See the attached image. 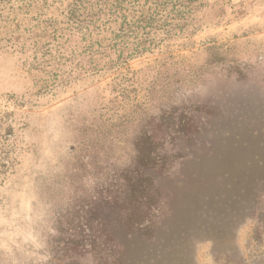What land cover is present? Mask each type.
Instances as JSON below:
<instances>
[{
  "label": "rangeland",
  "instance_id": "374dc122",
  "mask_svg": "<svg viewBox=\"0 0 264 264\" xmlns=\"http://www.w3.org/2000/svg\"><path fill=\"white\" fill-rule=\"evenodd\" d=\"M202 3L193 34L50 95L0 42V264H264V0ZM172 114L186 158L149 173L167 197L131 236L103 182Z\"/></svg>",
  "mask_w": 264,
  "mask_h": 264
},
{
  "label": "trees",
  "instance_id": "16d2710c",
  "mask_svg": "<svg viewBox=\"0 0 264 264\" xmlns=\"http://www.w3.org/2000/svg\"><path fill=\"white\" fill-rule=\"evenodd\" d=\"M23 1L18 5L21 15L0 16V42L27 56L33 82L41 85L42 95L123 68L168 39L193 34L203 7V0H72L64 19L58 20L48 16L51 5L47 1ZM170 116L165 125L168 140L157 139L159 128L139 133L128 167L112 171L103 182L108 204L117 208V228H125L131 236L146 234L149 211L157 210L167 197L163 198V188L149 173L169 179L176 163L186 158L173 139L184 134ZM170 148L177 154L170 155ZM113 228H106L108 239Z\"/></svg>",
  "mask_w": 264,
  "mask_h": 264
}]
</instances>
